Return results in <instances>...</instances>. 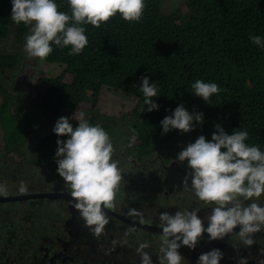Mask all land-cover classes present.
Segmentation results:
<instances>
[{
  "label": "trees",
  "instance_id": "16d2710c",
  "mask_svg": "<svg viewBox=\"0 0 264 264\" xmlns=\"http://www.w3.org/2000/svg\"><path fill=\"white\" fill-rule=\"evenodd\" d=\"M163 1L146 0L139 21L124 20L117 13L99 27L84 25L88 44L80 54L53 44L44 60L63 67L57 76L39 79V102L24 103L0 84V124L7 147L21 153L22 143L37 140L38 159L57 173V135L52 128L58 117L78 114L90 103L89 122L100 124L108 134L117 130L114 116L96 109L106 87L135 101L122 118H132L136 139L129 140L127 151L138 160L159 148L180 150L200 134L210 139L216 123L229 133L247 129L246 142L264 149V49L249 39L250 34L264 36V0H184L169 13L162 12ZM56 2L58 10L70 13L67 0ZM11 8L10 0H0V39L12 35L15 43L23 44L30 26L13 22ZM22 58L18 48L1 51L0 70L14 69ZM145 75L157 81L159 96L154 99L159 108L141 113L144 97L139 85ZM196 79L215 82L220 91L207 103L192 94ZM180 103L203 112V123L188 133L174 129L161 134L159 121ZM45 117L51 122L43 123ZM72 119L75 126L76 115ZM44 126L48 131L41 135ZM181 136L187 137L186 144L178 140L180 147L167 146Z\"/></svg>",
  "mask_w": 264,
  "mask_h": 264
},
{
  "label": "clouds",
  "instance_id": "9594fccd",
  "mask_svg": "<svg viewBox=\"0 0 264 264\" xmlns=\"http://www.w3.org/2000/svg\"><path fill=\"white\" fill-rule=\"evenodd\" d=\"M10 3L13 22L30 26L23 45L27 56L41 59L53 51V44L67 47L69 54H80L88 44L84 25L99 27L117 13L124 20L139 21L146 6V0H67L69 13L58 10L56 0H10ZM249 39L264 49V36L250 34ZM191 89L192 94L207 103L220 91L217 83L203 79H196ZM139 90L144 97L141 113L159 108L154 99L159 96L157 81L150 82L149 76H142ZM74 115L75 126L70 122ZM203 120V112L190 111L180 103L159 121L161 134L174 129L188 133ZM214 127L216 131L210 139L200 134L176 154L179 161H186L185 186L199 200L214 202V206L204 217L198 215L199 209L159 213L158 227L162 231L156 254L158 264H181L184 258L179 251L181 246L195 249L204 233L208 234V240L234 233L245 244H251L250 234L264 228V203L252 199L264 194V149L246 142L247 129L229 133L220 123ZM52 131L57 135L56 172L71 190V206L78 210L91 231L99 233L108 222L105 209L112 207L121 180L122 170L113 158V142L100 124L89 122L84 111L58 117ZM20 190L25 189L21 186ZM3 191L0 186V193ZM147 247L144 242L138 251ZM222 259V250L214 247L201 252L195 264H221ZM141 264H153L151 253L141 251Z\"/></svg>",
  "mask_w": 264,
  "mask_h": 264
},
{
  "label": "flooded vegetation",
  "instance_id": "af4514ba",
  "mask_svg": "<svg viewBox=\"0 0 264 264\" xmlns=\"http://www.w3.org/2000/svg\"><path fill=\"white\" fill-rule=\"evenodd\" d=\"M22 53L23 58L14 69L0 70V84L24 103L33 104L39 102L43 87L36 88V97L28 100L24 95L32 91L18 90L11 81L25 63L27 55ZM33 59L41 63L38 57ZM49 122L45 117L43 123ZM47 130L44 126L40 134ZM6 141L0 124V186L4 189L0 193V264H141V251L151 253L153 264H158L156 254L162 231L158 227L159 213L199 209L198 215L204 217L214 206V202L208 204L197 197L186 204L190 200L187 190L191 189L183 183L186 161L179 163L175 157H164L162 153L138 160L128 155L126 141L125 146H119L120 154H113V158L122 160L128 170L121 171L112 207L105 209L108 222L101 232L95 233L71 206V190L59 180V175L48 169L36 152L27 158L23 148L30 146L35 150L37 140L22 143L21 153L8 148ZM156 159L157 166H152ZM27 161L28 166L39 168L43 176L24 183L19 167ZM182 187L183 192L176 195ZM256 200L264 203V194ZM207 235L199 238L195 249L181 246V264H195L201 252L214 247L223 252L221 264H264V228L250 234L251 244H245L234 233L215 240H208ZM144 242L149 247L138 251Z\"/></svg>",
  "mask_w": 264,
  "mask_h": 264
},
{
  "label": "rangeland",
  "instance_id": "374dc122",
  "mask_svg": "<svg viewBox=\"0 0 264 264\" xmlns=\"http://www.w3.org/2000/svg\"><path fill=\"white\" fill-rule=\"evenodd\" d=\"M183 3H184V0H164L162 2V12L169 13L177 7H182ZM24 43L23 44L15 43L13 41V36L9 35L7 38L0 39V52L5 49L18 48L20 51H23L24 53H26L23 47ZM33 58L34 57L26 56L24 58L25 63L23 67H19L16 70V74L13 77H11V81L13 83L14 88L18 90L29 88L30 91H32L24 95V97L28 100H33L36 97L37 95L36 87L38 86L37 83H39V79L57 76L61 72L62 67H63L62 65L58 63H48L44 60V58L42 59L39 58L41 63L38 64V62L36 63ZM0 102H1V98H0ZM134 103L135 101L132 98L126 97L122 92H117V91H114L106 87L103 88L102 92L99 94L97 98L96 109L99 111V113L103 115L114 116V121H116L114 126L116 127L117 130L113 131L112 133H109V137L112 140L113 145H114L113 154H120L119 146L120 145L125 146L126 141L128 143L130 138L132 137L133 129H131V124L129 122V120L132 118L131 116H128L126 118L127 122H125L126 120L124 121V119L122 118V115L126 113L133 106ZM90 106H91L90 103H86L84 105V108L82 109V111L85 112L86 116L89 115ZM178 140L181 141V143L186 144L187 137L186 136L178 137L176 142L174 141L172 143L167 142L168 144L167 146L174 145V146L180 147V145H178V142H177ZM23 150L27 151L26 153L27 158L31 156V153L34 154L35 152V150L32 149V147L30 146L29 147L25 146ZM178 151L179 149L172 150L166 147V149L164 150V148L162 149L159 148V149H155L152 152H150L146 156V158H152L156 155H160L159 153H163L164 157H169V158L175 157L176 158V154ZM133 160H137V159H133ZM19 161L20 159H18V161L16 162H19ZM177 161L181 163L179 160ZM121 162L119 160L120 168H122L121 170L125 169L127 171L128 170L127 166L123 163L122 160ZM27 163L29 162L27 161L25 162V165H22L21 167H19L20 175L22 176L24 183H28L29 180L32 178H35L37 180L39 176H43L41 170H38L39 168H36L33 165L28 166ZM157 164H158V159H156L154 163H152L151 165L157 166ZM16 176L18 177L17 174ZM59 180L63 181L61 177ZM183 190H184L183 187L181 189H177L176 195H180L183 192ZM187 191H188V194L190 195V200H187L186 204L189 205L190 202L196 198V196L191 189ZM252 199H257V198L253 197Z\"/></svg>",
  "mask_w": 264,
  "mask_h": 264
},
{
  "label": "water",
  "instance_id": "95a60500",
  "mask_svg": "<svg viewBox=\"0 0 264 264\" xmlns=\"http://www.w3.org/2000/svg\"><path fill=\"white\" fill-rule=\"evenodd\" d=\"M67 198H69V196H67Z\"/></svg>",
  "mask_w": 264,
  "mask_h": 264
}]
</instances>
